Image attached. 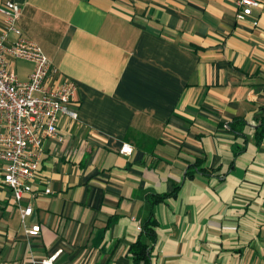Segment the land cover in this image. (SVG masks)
Instances as JSON below:
<instances>
[{"label":"crops","instance_id":"1","mask_svg":"<svg viewBox=\"0 0 264 264\" xmlns=\"http://www.w3.org/2000/svg\"><path fill=\"white\" fill-rule=\"evenodd\" d=\"M14 1L23 36L76 81L79 118L45 141L24 221L0 162V264H132L150 216L152 264H264V0L250 14L235 0ZM242 117L245 137L229 128Z\"/></svg>","mask_w":264,"mask_h":264},{"label":"built area","instance_id":"2","mask_svg":"<svg viewBox=\"0 0 264 264\" xmlns=\"http://www.w3.org/2000/svg\"><path fill=\"white\" fill-rule=\"evenodd\" d=\"M238 11L250 14L262 6L261 0H235ZM22 6L7 0L0 6L5 30L0 35V162L2 181L11 189L14 201L19 204L23 221L33 212V191L48 138L57 137L61 116L79 118L75 106L78 85L64 76L43 48L23 36L18 20ZM24 59L33 63V70L26 80H21L13 60ZM132 144L125 142L120 152L131 155ZM52 190L45 189L49 194ZM31 199L22 202L26 195ZM41 225L26 229L31 236H38ZM56 255L41 261L31 259L26 264H52Z\"/></svg>","mask_w":264,"mask_h":264},{"label":"trees","instance_id":"3","mask_svg":"<svg viewBox=\"0 0 264 264\" xmlns=\"http://www.w3.org/2000/svg\"><path fill=\"white\" fill-rule=\"evenodd\" d=\"M249 122L245 118H235L232 122H229V128L236 134L245 137V133L243 128ZM255 138L257 144H260L264 140V116L257 120L255 124ZM194 166H199V164H195ZM204 168L201 169L203 171ZM187 177H193V170L190 168L187 171ZM179 186L172 193L166 194H158L153 195L148 200L150 205L153 207L155 203L159 201H163L170 196H175L177 189ZM158 222L153 216H150L148 220H146L142 226L141 233L138 239L132 244L130 248V253L132 256V264H152V251L153 245L157 240V229ZM146 236V240L143 236Z\"/></svg>","mask_w":264,"mask_h":264}]
</instances>
